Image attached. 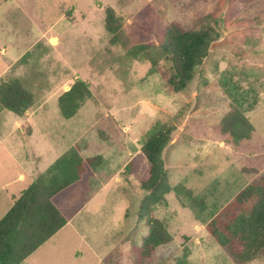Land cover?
Segmentation results:
<instances>
[{"label": "rangeland", "instance_id": "1", "mask_svg": "<svg viewBox=\"0 0 264 264\" xmlns=\"http://www.w3.org/2000/svg\"><path fill=\"white\" fill-rule=\"evenodd\" d=\"M145 5L157 20L153 34L171 21L195 28L206 15L219 32L185 90L170 88V65L155 46L143 50L147 56L133 54L155 39L138 40L144 25L132 22ZM106 6L120 23L114 43L104 27ZM60 16L72 18V26L57 25L61 34L44 43L48 51L33 40ZM31 42L29 55L5 70V60L25 54ZM149 56L156 60L151 73ZM12 78L21 79L34 102L23 131L0 106V135L9 134L0 146V218L71 145L84 157H103L83 207L21 264H135L132 249L147 232L138 221L144 192L121 171L156 120L174 128L163 152L170 184L181 183L198 201L165 195L166 205L153 215L172 239L143 263L179 264L187 248L184 264H234L204 225L245 185L264 184V0H0V80ZM76 78L92 94L64 118L57 96ZM227 88L244 99L243 107L255 102L245 111L251 135L237 144L218 128L233 108ZM245 264H264V258Z\"/></svg>", "mask_w": 264, "mask_h": 264}, {"label": "trees", "instance_id": "2", "mask_svg": "<svg viewBox=\"0 0 264 264\" xmlns=\"http://www.w3.org/2000/svg\"><path fill=\"white\" fill-rule=\"evenodd\" d=\"M249 2L251 0H240ZM104 27L110 34V42L117 40L120 29L118 17L112 7L104 8ZM150 5L141 8L132 22L143 29L138 40L155 39L142 43L133 54H143L149 46H155L169 63L171 75L167 82L174 91L185 90L198 66L207 57L212 42L219 38L216 26L200 17L195 28L185 29L178 22L166 23L159 31L153 30L157 20ZM29 52L23 54L13 66L21 63ZM154 71L156 60L149 56ZM226 87V85H224ZM232 88H234L232 86ZM232 98V110L221 117L219 133L237 144L250 137L252 125L245 115L255 103L243 107L244 99L237 97L235 90L226 89ZM86 81L76 78L69 88L57 97L62 117L70 118L91 97ZM33 93L20 78L0 80V106L16 116H23L34 102ZM173 125L156 120L145 133L142 144L122 168V175L132 176L143 190L139 200L138 221L144 220L146 234L141 243L132 249L135 264H144L157 247L167 244L172 236L165 224L153 215L157 205H166L165 195L175 194L191 203L197 202L191 190L181 183L171 185L164 165L163 152L171 144ZM99 154L84 157L80 146L71 145L58 156L19 196L0 218V264H19L39 246L55 234L80 210L91 190L90 178L101 166ZM43 176V177H42ZM182 201V200H181ZM183 203V201H182ZM205 230L216 243L224 248L234 264H245L264 258V184L251 182L240 189L219 211L205 223ZM188 254L184 248L179 264H184Z\"/></svg>", "mask_w": 264, "mask_h": 264}, {"label": "crops", "instance_id": "3", "mask_svg": "<svg viewBox=\"0 0 264 264\" xmlns=\"http://www.w3.org/2000/svg\"><path fill=\"white\" fill-rule=\"evenodd\" d=\"M70 20V21H69ZM72 22H73V19L72 18H70V19H67L66 17H64V16H60V18H59V23L58 24H55V23H52L51 25H49L47 28H45V29H43V30H41L40 31V33L36 36V38L33 40L35 43H37V42H39V43H41V42H43V44L45 43V44H48V42H49V40L50 39H58V37L60 36V34L61 33H59L58 31H57V25H60V27L61 26H64L65 27V30H66V28H70L71 26H72ZM59 27V26H58ZM42 38H44V40H42ZM32 41V42H33ZM32 42L27 46V48L26 49H28V51L26 50V52H29L30 53V51H29V49H30V45L31 46H33L34 44H32ZM44 44V49H46V50H50L48 47H46L47 45H45ZM53 48H54V46L53 45H51ZM3 49L4 48H2L1 49V51H3ZM46 54H49V52H43V56L44 55H46ZM22 55H21V53H17V54H14V55H12L11 56V58L9 59V60H5V70L6 69H9L11 66H13V64L21 57ZM13 68H15L14 66H13ZM65 80H63V82H64ZM69 86L70 85H63V88H61V90L59 91V94L60 93H62L63 91H65V90H67L68 88H69ZM58 94V95H59ZM58 97V96H57ZM28 115H30V113H29V109L28 110H26L25 111V114L23 115V116H16L15 115V118H14V120H13V123H14V126H16V127H20V129H21V131H23V128H22V126L23 125H28V123H29V119H28ZM29 126V125H28ZM9 136V134H4L3 136H1L0 135V146L1 145H3V140L5 139V138H7ZM23 177V174L22 173H19L17 176H16V179H19V178H22ZM40 247V246H39ZM38 247V248H39ZM37 248V249H38ZM36 249V250H37ZM34 253V252H33ZM33 253H31L29 256H31ZM26 258H28V257H26ZM25 258V259H26ZM24 259V260H25ZM23 260V261H24ZM19 264H21V263H19Z\"/></svg>", "mask_w": 264, "mask_h": 264}]
</instances>
